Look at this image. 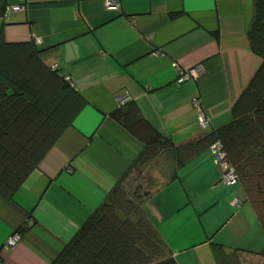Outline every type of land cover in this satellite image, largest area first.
<instances>
[{"label":"crops","instance_id":"crops-1","mask_svg":"<svg viewBox=\"0 0 264 264\" xmlns=\"http://www.w3.org/2000/svg\"><path fill=\"white\" fill-rule=\"evenodd\" d=\"M114 1L0 0L3 38L33 42L87 101L13 200L0 197V264H50L125 177L144 145L109 116L122 99L186 144L230 121L260 64L247 37L253 0ZM13 5L22 9L8 11ZM195 65L203 69L197 78L176 81L179 68ZM175 172L145 189L142 209L167 253L152 264H263L262 201L221 181L210 148ZM13 233L21 238L6 250Z\"/></svg>","mask_w":264,"mask_h":264},{"label":"trees","instance_id":"trees-1","mask_svg":"<svg viewBox=\"0 0 264 264\" xmlns=\"http://www.w3.org/2000/svg\"><path fill=\"white\" fill-rule=\"evenodd\" d=\"M253 4L247 37L260 64L232 105L230 121L177 145L143 117L134 100L119 103L109 116L139 139L143 149L121 182L50 264H152L166 257L163 242L142 209L151 193L143 189L147 171L157 159L161 168L169 167L172 172L165 183L174 178L176 168L219 142L236 173L233 183L239 182L246 190L251 178L264 176V0H253ZM86 103L67 76L44 62L42 49L31 41L8 42L0 34L2 199L13 200L16 190ZM257 191L264 205V181ZM260 224L264 232V217ZM211 244L223 250L221 244ZM261 255L264 264V247Z\"/></svg>","mask_w":264,"mask_h":264},{"label":"built area","instance_id":"built-area-1","mask_svg":"<svg viewBox=\"0 0 264 264\" xmlns=\"http://www.w3.org/2000/svg\"><path fill=\"white\" fill-rule=\"evenodd\" d=\"M106 4L108 6H114L116 5V1L114 0H106ZM22 9V6L20 5H13L10 6L8 11H16ZM173 65L177 66L176 63H173ZM49 68L52 70H57L58 66L56 63L51 62L48 64ZM202 66L201 65H195L188 69H178V76L176 81L178 83L184 82L187 80H194L197 78L201 72H202ZM69 79V77H67ZM127 99V98H126ZM126 99H122L120 103L124 102ZM193 105L197 107V109L200 110L198 101L196 99H193ZM197 123L201 129H206L208 126V119L205 117L202 111H200L197 115ZM210 150L215 158L216 164L221 170V181L225 184H231L237 180V176L233 168L229 167L227 160L225 159V155L221 149V145L219 142H215L210 146ZM235 204H238L236 202ZM20 234L13 233L11 236H9L5 243L3 244V248L8 250L10 248H13L17 242L20 240Z\"/></svg>","mask_w":264,"mask_h":264},{"label":"rangeland","instance_id":"rangeland-1","mask_svg":"<svg viewBox=\"0 0 264 264\" xmlns=\"http://www.w3.org/2000/svg\"><path fill=\"white\" fill-rule=\"evenodd\" d=\"M253 169V167H252ZM253 174L256 173L255 170H253ZM170 175V169L169 167H160L159 164L156 169H151L150 171H147V180L144 182V190L153 186V183L160 184L162 183L163 179H165L167 176ZM251 178V177H250ZM264 176L255 175L253 178H251L249 182V187L245 190L246 195L249 196L248 198H252L254 200H261V195L258 193V189L262 187V183L264 180H262ZM260 179V180H259ZM127 183V179L124 180V184Z\"/></svg>","mask_w":264,"mask_h":264}]
</instances>
